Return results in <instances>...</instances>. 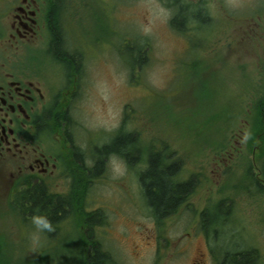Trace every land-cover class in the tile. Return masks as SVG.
<instances>
[{
  "label": "rangeland",
  "instance_id": "374dc122",
  "mask_svg": "<svg viewBox=\"0 0 264 264\" xmlns=\"http://www.w3.org/2000/svg\"><path fill=\"white\" fill-rule=\"evenodd\" d=\"M168 1L91 0V8L73 1L66 12L68 35L80 20V32L91 36L87 45L78 38L87 75L72 115L81 148L92 154L123 132L135 142L129 150L137 149L131 164L121 158L126 171L118 179L108 166L112 154L104 158L88 190L86 209L101 210L104 219L93 227L111 258L103 264H191L198 248L206 254L204 264L241 250H254L264 264V189L255 191L248 180L250 168L264 170V153L255 154L254 164L251 145L241 152L235 147L238 129L247 139L259 130L264 0H182L194 6L184 21L186 11ZM7 9L0 0L2 37ZM177 12L178 25H172ZM152 150L180 163L176 178L196 182L184 205L161 224L139 181ZM59 187L50 192H70ZM12 188L0 184V264H81L79 239L88 229L68 216L33 246L29 217L9 208Z\"/></svg>",
  "mask_w": 264,
  "mask_h": 264
},
{
  "label": "flooded vegetation",
  "instance_id": "af4514ba",
  "mask_svg": "<svg viewBox=\"0 0 264 264\" xmlns=\"http://www.w3.org/2000/svg\"><path fill=\"white\" fill-rule=\"evenodd\" d=\"M73 1L79 3L81 7L91 8V0ZM73 1L10 0V3H5L1 0L2 9L5 11L8 7L5 16L9 22L7 36L2 37V12H0V184L2 185L25 189L42 187L49 192L51 188H60L59 186L63 185L72 192L71 189L77 188L82 179L87 187H91L97 178L98 158L100 157L101 161V171L98 174H101L104 158L106 160L110 155L108 152L103 156L98 155L96 148L93 149L90 144L89 151L91 149L94 151L93 155L88 154L84 148H81V143L76 137L78 124L72 111L76 108L81 93L85 91L83 81L87 75L82 62L85 48L78 38L84 42L85 38L89 40L91 36L80 32L83 28L80 20L72 25L73 35H68L66 12L70 3L74 4ZM177 2L175 5L170 2L172 9L179 6L186 11V14L192 12L193 5L183 4L182 0ZM198 7L201 11H205L203 6ZM77 42L83 50L78 48ZM85 44L87 45L88 41ZM40 49L41 52H38ZM28 50L33 52H27ZM255 101L254 98L253 102ZM238 131V139L235 143L238 152L251 145L253 157L257 152L264 153V135L260 138V134H250L251 138L247 139L245 131L241 129ZM94 141L90 140L91 143ZM253 141L261 143L262 146L254 144ZM165 156L168 164L178 162L169 155ZM258 168L256 167L257 173L250 168L248 176L249 185L255 191L258 188L264 189V170ZM179 169H181L180 165L175 174L177 181L187 182L193 179L176 178ZM195 185L196 182L187 194H192L196 189ZM186 195L179 208L184 205ZM179 208L174 212L163 214L160 220L175 215ZM204 213L208 214V211ZM184 252L182 250L181 254ZM225 254L227 252L220 261L224 259ZM193 255L191 264H204L206 256L204 250L198 248Z\"/></svg>",
  "mask_w": 264,
  "mask_h": 264
},
{
  "label": "trees",
  "instance_id": "16d2710c",
  "mask_svg": "<svg viewBox=\"0 0 264 264\" xmlns=\"http://www.w3.org/2000/svg\"><path fill=\"white\" fill-rule=\"evenodd\" d=\"M197 13L194 16H199ZM179 14L176 13L170 19L172 25L175 23L178 25ZM189 17H191V13L189 16L185 14L183 21ZM175 28L177 27L175 26ZM134 67L133 65L131 66L132 69ZM255 123L259 126L257 133L263 136L264 100H261L256 106ZM129 134L118 133L111 143L97 149V154L101 156L106 155V152L116 154L120 158L125 159L128 164H131L132 158L130 156L137 149L132 148L133 150H129L135 144L132 140H128L127 136ZM99 158L96 163L97 176L99 175V171H101V161ZM166 159L165 154L161 152L157 154L153 153V150L150 151L147 158V168L139 173V181L144 189V195L147 198L148 204L154 208L155 211L153 213L158 216H156L157 218L165 213L176 211L182 204L184 196L190 188L194 187L195 183L194 179L187 182L177 181L175 174L180 164L178 162L168 164ZM87 186L86 182L82 181L77 188L71 189L72 192L70 194L62 195L52 194L42 187L22 188L15 194L13 193L11 198H14V201L12 198V202H14V206L20 211V214L28 215L29 217L34 214L46 216L53 225L54 230L52 233L60 229L56 226H62V220L68 216L69 219L72 217L73 219L75 217L78 218L77 227L84 225L85 229H88V234L81 235L79 239L82 248L80 253L81 264H103L104 261H111V258L109 254L102 250V245L98 241L97 235L94 234L93 227L102 225L104 219L99 210L88 211L86 209V197L89 190ZM12 202H9L10 207L13 205ZM257 260L258 254L254 250H241L240 252L236 251L225 254L221 264H258Z\"/></svg>",
  "mask_w": 264,
  "mask_h": 264
},
{
  "label": "clouds",
  "instance_id": "9594fccd",
  "mask_svg": "<svg viewBox=\"0 0 264 264\" xmlns=\"http://www.w3.org/2000/svg\"><path fill=\"white\" fill-rule=\"evenodd\" d=\"M108 166L113 179H118L125 174L126 164L116 154H112L109 157ZM30 223L34 229L30 235L33 246H36L39 243L42 234L50 233L54 230L52 223L43 215L34 214L30 218Z\"/></svg>",
  "mask_w": 264,
  "mask_h": 264
},
{
  "label": "bare ground",
  "instance_id": "6f19581e",
  "mask_svg": "<svg viewBox=\"0 0 264 264\" xmlns=\"http://www.w3.org/2000/svg\"><path fill=\"white\" fill-rule=\"evenodd\" d=\"M174 173V172H173ZM39 210V209H38ZM154 211V210H153Z\"/></svg>",
  "mask_w": 264,
  "mask_h": 264
}]
</instances>
